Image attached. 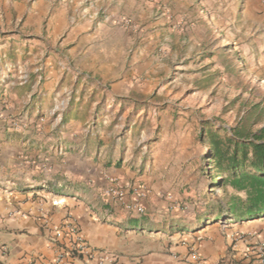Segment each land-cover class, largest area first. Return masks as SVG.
Listing matches in <instances>:
<instances>
[{"label":"crops","instance_id":"1","mask_svg":"<svg viewBox=\"0 0 264 264\" xmlns=\"http://www.w3.org/2000/svg\"><path fill=\"white\" fill-rule=\"evenodd\" d=\"M118 13L109 11L111 18ZM165 22L144 33L110 24L88 30L89 22L68 32L58 49L46 31L31 41L16 35L1 43V264H51L52 242L67 243L68 222L93 253L72 264H100L104 256L101 264H264V216L228 225L179 220V207L199 212L185 202L196 192L186 193L181 173L196 158L189 152L198 150L194 128L173 121L174 111L157 109V121L143 133V101L155 85L143 81V71L169 69L163 59L176 61L193 38ZM161 33L163 40L172 36L168 56L156 52ZM136 40L145 43L133 47ZM239 41L219 53L243 55L251 78L264 81V24ZM225 60L208 61L210 71L225 74L236 66L237 72V59ZM116 186L124 187L125 204L106 193ZM137 190L144 193L143 215L127 207Z\"/></svg>","mask_w":264,"mask_h":264},{"label":"rangeland","instance_id":"2","mask_svg":"<svg viewBox=\"0 0 264 264\" xmlns=\"http://www.w3.org/2000/svg\"><path fill=\"white\" fill-rule=\"evenodd\" d=\"M140 1L0 0V45L7 37L16 39L14 36L17 35L20 42L31 41L40 35L39 31H46L52 39V46L58 49L68 32L72 29H84L89 22L92 25L88 30L94 25L110 24L132 33H144L151 29L147 28L148 25L164 19L168 20L164 26L171 24L169 29H174L181 37L187 39L189 35L192 36L190 41H186L184 51H176V61L163 59L161 64L169 69L158 68L147 75L143 71V81L151 80L155 83L143 101V133L154 125L153 119L157 121L152 114L157 109L166 113L174 111L173 121L177 119L183 128L187 124L194 128L193 142L197 143L195 145H198V150L193 147L189 152L196 158L191 166L188 164L186 171L184 166L181 173H184L187 180L186 193L189 190L196 192L195 196H189L185 202L188 203L190 199L192 203H196L199 212L193 214L182 210V207L178 209L179 220L191 222L197 220V215L206 214L209 205L216 206V202L224 197V193L212 187L209 178L204 174L208 162L205 159L206 145L202 143L200 135L204 131L202 124L211 121L215 127L229 129L242 115L244 104L257 102L264 94V81L251 78L246 71L243 55L219 53L232 50L237 42L240 43L239 40L246 43L255 30L264 24L261 10L264 0H142L139 6L137 4ZM128 2L132 5H128ZM140 7L144 8L141 10ZM109 11H118V16L111 18ZM178 15L179 24L174 23ZM128 18H131V27L122 26L120 20ZM193 27L198 29L191 31ZM163 36V33L159 36L156 52L168 56L167 52H173L175 47L170 41L172 36L168 35L165 40ZM143 43L145 40H136L132 46L142 47ZM211 58L214 61L226 59L225 61L231 63L237 59V72L234 69L236 66L225 74L211 72L207 64L208 61H213ZM228 193L231 191L228 190ZM211 222L216 225L235 223L224 217L220 220L210 218L208 223ZM204 224L206 223L201 222V225Z\"/></svg>","mask_w":264,"mask_h":264},{"label":"trees","instance_id":"3","mask_svg":"<svg viewBox=\"0 0 264 264\" xmlns=\"http://www.w3.org/2000/svg\"><path fill=\"white\" fill-rule=\"evenodd\" d=\"M208 168L204 174L224 197L197 215L198 222L229 218L234 222L264 216V94L257 102H246L242 115L229 129L203 124ZM255 126H258L254 129ZM204 137V138H203ZM228 190L231 193H228Z\"/></svg>","mask_w":264,"mask_h":264},{"label":"built area","instance_id":"4","mask_svg":"<svg viewBox=\"0 0 264 264\" xmlns=\"http://www.w3.org/2000/svg\"><path fill=\"white\" fill-rule=\"evenodd\" d=\"M120 23L124 27H131V21L129 19H121ZM109 196L114 198L118 203L125 204L124 203V187L116 186L112 187L107 190L106 192ZM144 197V193L140 190H137L135 192L134 200L132 203L127 205L128 208L133 209L136 213L139 215L144 214V209L140 205L139 201L140 199ZM57 202H53L52 205H56ZM45 227H48L49 225H44ZM58 230L57 228H54V231ZM65 234L67 237V243L66 244H58L54 240L55 245V255L52 260L51 264H72L73 261H80L83 259H91L93 257V253L89 249L88 244L86 241L82 238L80 231L76 225H74L71 222H68L67 225H65ZM6 249H1V258L5 255ZM108 257L104 256L99 259V263L104 260H107ZM36 260L29 261V264H36ZM1 264V263H0ZM37 264H47L45 261H39ZM196 264H203L200 259H196Z\"/></svg>","mask_w":264,"mask_h":264}]
</instances>
